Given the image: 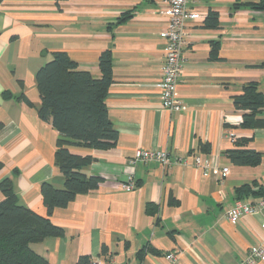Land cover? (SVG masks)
I'll use <instances>...</instances> for the list:
<instances>
[{"label": "crops", "instance_id": "0c3cea01", "mask_svg": "<svg viewBox=\"0 0 264 264\" xmlns=\"http://www.w3.org/2000/svg\"><path fill=\"white\" fill-rule=\"evenodd\" d=\"M249 1L257 0H188L202 16L186 22L177 87L185 109L169 111L158 85L163 0H0V180L9 177L20 202L63 228L33 244L49 264H76L84 255L98 264H238L264 246L263 211L237 223L226 216L239 200L264 199V127H243L244 111L234 104L250 81L264 94V11L236 7ZM127 11L129 19L118 22ZM210 11L218 13L216 28L205 26ZM106 50L113 60L106 104L118 140L106 149L70 147L92 156L84 170L103 180L48 213L41 185L63 188L65 178L59 132L37 111V71L64 51L100 77ZM239 139L262 153L258 165H237L225 154ZM138 148L165 149L186 163L131 164ZM196 156L210 161L208 174ZM128 175L130 191L122 186Z\"/></svg>", "mask_w": 264, "mask_h": 264}, {"label": "trees", "instance_id": "16d2710c", "mask_svg": "<svg viewBox=\"0 0 264 264\" xmlns=\"http://www.w3.org/2000/svg\"><path fill=\"white\" fill-rule=\"evenodd\" d=\"M241 6L264 11V0L236 3V7ZM129 17L127 11L118 22ZM218 19V13L210 11L205 26L216 28ZM112 66L110 50L99 57L100 77L80 69L66 52L57 51L37 71L41 97L37 111L41 118L51 120L59 132L56 157L65 178L63 188H55L48 181L41 185L48 213L67 206L76 195L98 188L103 180L99 175H89L84 170L92 163L93 157L75 154L70 147L106 149L116 144L119 132L109 117L106 104L108 89L113 82ZM234 104L244 111L243 127H264V118L260 115L264 110V94L258 82L244 84L243 92L234 97ZM247 144L248 140L239 139L225 154L237 165H258L262 153L246 147ZM0 190L5 195L0 201V264H49L33 249V244L48 236L62 235L63 228L20 202L9 177L0 180ZM76 264L98 263L84 255Z\"/></svg>", "mask_w": 264, "mask_h": 264}, {"label": "built area", "instance_id": "2783aa9c", "mask_svg": "<svg viewBox=\"0 0 264 264\" xmlns=\"http://www.w3.org/2000/svg\"><path fill=\"white\" fill-rule=\"evenodd\" d=\"M164 6L162 14L167 18V23L162 31V36L166 41L165 61L162 68V78L158 85L161 89L162 105L169 111H182L185 109L183 102L178 96L177 87L182 69L184 66V48L188 43L187 20H196L202 16L197 11L192 10L188 5V0H163ZM130 163L135 164L138 161L149 162L157 161L166 169L171 163H186L185 160L174 158L171 153L165 149H145L138 148L130 158ZM195 163L199 167L205 168L206 174L211 169V163L208 159L196 156ZM228 168H223L226 173ZM124 189L130 191L135 186L133 175H128L126 182L122 185ZM258 211L264 212V199L257 203L237 201L231 206L226 216L232 223H237L245 214H254ZM264 228V222L262 223ZM175 259V255H169ZM264 260V246L258 245L252 248L248 256L238 264H256Z\"/></svg>", "mask_w": 264, "mask_h": 264}]
</instances>
